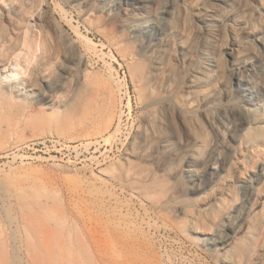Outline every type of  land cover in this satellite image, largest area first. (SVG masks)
<instances>
[{
	"label": "rangeland",
	"instance_id": "1",
	"mask_svg": "<svg viewBox=\"0 0 264 264\" xmlns=\"http://www.w3.org/2000/svg\"><path fill=\"white\" fill-rule=\"evenodd\" d=\"M17 60L0 264H264V0H0Z\"/></svg>",
	"mask_w": 264,
	"mask_h": 264
},
{
	"label": "bare ground",
	"instance_id": "2",
	"mask_svg": "<svg viewBox=\"0 0 264 264\" xmlns=\"http://www.w3.org/2000/svg\"><path fill=\"white\" fill-rule=\"evenodd\" d=\"M213 16L207 15L205 18H203V22L207 23L212 21ZM137 28V27H136ZM89 43H92L91 40H88ZM26 75V69L21 63L20 60H17L13 64L11 68H5L0 71V84H3L5 86L4 91L6 94H11L10 95H16V96H26L30 90L28 89L29 83L23 81L24 76ZM7 89V91H6ZM9 89V90H8ZM262 111L259 108H255L253 110L254 114H260Z\"/></svg>",
	"mask_w": 264,
	"mask_h": 264
}]
</instances>
